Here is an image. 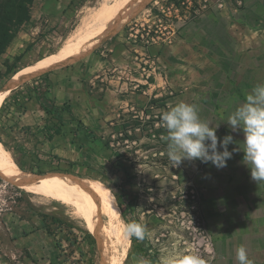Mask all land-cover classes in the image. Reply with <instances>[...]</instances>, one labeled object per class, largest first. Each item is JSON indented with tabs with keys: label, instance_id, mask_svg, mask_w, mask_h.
I'll list each match as a JSON object with an SVG mask.
<instances>
[{
	"label": "rangeland",
	"instance_id": "obj_1",
	"mask_svg": "<svg viewBox=\"0 0 264 264\" xmlns=\"http://www.w3.org/2000/svg\"><path fill=\"white\" fill-rule=\"evenodd\" d=\"M105 1L34 0L29 20L0 55V93L12 87L0 109V140L22 158L28 167L22 172L105 184L124 222L150 232L143 241L130 239L125 264L141 257L164 264L189 253L209 264H238L241 245L254 264H264V182L251 179L243 132L227 125L246 94L264 83V0H197L196 15L183 12L168 26L155 12L166 10L168 0H135L122 24L77 57L14 83L22 70L61 52ZM134 22L157 35L153 44L135 37ZM38 78H47L56 105H68L96 138L86 137L67 113L63 134L45 138L44 127L55 121L33 112ZM181 101L220 124L219 138L233 136L229 151H236L226 167L199 160L174 167L169 160L161 117ZM40 213L73 226L57 233L60 248ZM88 228L73 208L0 174V264H101L99 241Z\"/></svg>",
	"mask_w": 264,
	"mask_h": 264
},
{
	"label": "bare ground",
	"instance_id": "obj_2",
	"mask_svg": "<svg viewBox=\"0 0 264 264\" xmlns=\"http://www.w3.org/2000/svg\"><path fill=\"white\" fill-rule=\"evenodd\" d=\"M134 1L108 0L107 3L105 1L103 8L91 17L85 28H82L83 30L80 29L69 40L61 52L45 58L37 65L22 70L16 75L14 83L24 81L38 71L49 72L77 57L82 50L91 46L98 38L109 31L112 32V29L122 24L132 9ZM8 95H10L9 90L0 93V109ZM0 174L17 187H23L30 193L44 196L73 208L75 214L86 221L88 229L99 241L101 264H125L132 242L123 236L120 226V222L124 221L121 209L115 195L105 184L91 180L38 179L18 168L12 154L1 141ZM101 235H104L106 239L102 240Z\"/></svg>",
	"mask_w": 264,
	"mask_h": 264
},
{
	"label": "clouds",
	"instance_id": "obj_3",
	"mask_svg": "<svg viewBox=\"0 0 264 264\" xmlns=\"http://www.w3.org/2000/svg\"><path fill=\"white\" fill-rule=\"evenodd\" d=\"M227 125L232 132L244 134V160L251 165L250 175L255 183L264 182V83L256 84L251 93L246 94L243 102L228 116ZM162 125L167 129V156L174 167L183 161L209 163L217 169L227 166L233 156L229 151L233 136H217L220 126L213 125L200 118L196 104L179 102L170 107L161 117ZM123 236L143 241L150 236L144 224L138 222H120ZM238 264H254L247 249L241 245L236 252ZM137 264H152L149 259L141 257ZM164 264H209V261L196 254L173 255L165 258Z\"/></svg>",
	"mask_w": 264,
	"mask_h": 264
},
{
	"label": "trees",
	"instance_id": "obj_4",
	"mask_svg": "<svg viewBox=\"0 0 264 264\" xmlns=\"http://www.w3.org/2000/svg\"><path fill=\"white\" fill-rule=\"evenodd\" d=\"M33 2L34 0H0V55L13 41L19 28L29 20V8L33 4ZM189 2H191L192 4H190ZM165 6L167 8L163 12H158L156 10L155 12L158 16L159 21L165 22L167 26L168 21H174V19H176V17H178L180 14H183V12H191L193 15H196L195 8H199L197 0H168L167 2H165ZM159 24L162 25L163 23ZM133 30L135 31V37H137V39H139L140 41H146L153 44V41L156 40L157 35H154L155 33L149 32L147 31V29L140 27L136 22L133 23ZM160 31H162V29ZM162 33L165 34V32ZM160 38L163 39L164 37H162L161 35ZM47 73H44V75L42 76H46ZM38 80H40V82H38L35 86L34 97H36V99L38 100L42 110H44L46 114L55 121V123H53L51 126L47 125L44 127L43 131L45 138L48 141H52L55 137L61 136L63 134V128L65 126V113H67L71 117L73 122H76L78 126L86 132V137L91 135L93 136V138H96V135L93 131L88 129V127L85 126L81 120L76 119L73 116L72 110L68 105H56L54 100L50 97L47 78L42 80L41 78H38L37 81ZM32 98L33 96L29 94L28 99ZM16 102H18L17 99ZM13 157L20 170L23 171L28 169V167L23 163L22 158H19L15 150H13ZM52 158L58 159V157ZM47 175L48 174L35 176L42 180H49V177H45ZM119 207L120 209H122L121 205H119ZM39 216L44 223V227L48 236L53 237L56 241V246L60 248V239H56V235H58L57 233H62L65 229L71 231L73 229V226L66 223L64 220L52 216L48 213H40ZM123 217L126 219L124 214ZM89 236L92 237L91 234H89ZM78 240L79 239L77 235H74V239H69L70 247L73 248L74 242H77ZM139 254L141 255V253Z\"/></svg>",
	"mask_w": 264,
	"mask_h": 264
},
{
	"label": "crops",
	"instance_id": "obj_5",
	"mask_svg": "<svg viewBox=\"0 0 264 264\" xmlns=\"http://www.w3.org/2000/svg\"><path fill=\"white\" fill-rule=\"evenodd\" d=\"M50 90H51V88H49ZM36 104H38L37 106H38V110L37 109H34V111L33 112H38V113H46L44 110H42V108L40 107V104H39V102H38V100L36 99Z\"/></svg>",
	"mask_w": 264,
	"mask_h": 264
},
{
	"label": "water",
	"instance_id": "obj_6",
	"mask_svg": "<svg viewBox=\"0 0 264 264\" xmlns=\"http://www.w3.org/2000/svg\"><path fill=\"white\" fill-rule=\"evenodd\" d=\"M8 90L11 91L12 90V87L8 88Z\"/></svg>",
	"mask_w": 264,
	"mask_h": 264
}]
</instances>
